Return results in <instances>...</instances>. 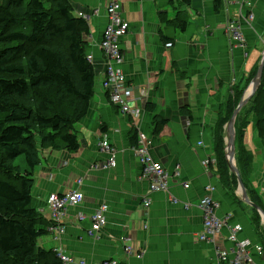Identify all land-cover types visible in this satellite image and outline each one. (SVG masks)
<instances>
[{
	"label": "crops",
	"instance_id": "obj_1",
	"mask_svg": "<svg viewBox=\"0 0 264 264\" xmlns=\"http://www.w3.org/2000/svg\"><path fill=\"white\" fill-rule=\"evenodd\" d=\"M110 1L70 0L74 16H87L83 18L89 28L86 55L96 71L94 95L86 117L75 126L78 150L40 151L32 177V198L33 206L48 222L51 194L76 190L83 201L67 207L64 234L57 237L48 232L37 246L45 250L63 247L66 255L86 264L109 259L120 264H215V248L232 249L228 237L231 229L239 226V241L247 239L262 247L264 237L260 238L252 222L251 209H255L242 200L237 176L229 169V121L224 125L226 180L219 175L212 141L218 120L224 119L235 103L233 90L242 92L236 108L261 62L264 0H253L251 25L242 18L244 12L240 14L236 0H190L187 5L182 0H117L121 17L128 23L120 47L124 54L121 69L133 91L129 105L142 112L140 132L151 141L154 161L168 171L180 167V176L169 180L168 192L155 193H149L148 181L139 178L141 166L131 151L136 144L133 120L108 100L102 87L104 54L99 44L108 24ZM232 21L240 22L245 41L242 48L231 46L225 33L226 24ZM181 23L186 24L184 31H180ZM254 95L237 114L240 127H244L242 146L250 155L249 166L236 168L243 187L257 200L254 205L264 212V135L258 132L257 112L248 105ZM259 106L258 112L263 101ZM184 108L188 115L183 114ZM157 118L163 123L156 134ZM104 136L115 151V167L98 170L93 167L109 159L98 147ZM210 157L214 163L204 167L202 162ZM183 183H188V188ZM207 187L213 192L208 193ZM146 196L151 203L145 209ZM208 196L218 204L214 214L223 225L213 242H200L203 212L198 205ZM103 203L107 206L105 223L99 231L91 232L90 218ZM255 211L264 232V222ZM80 215L83 218L79 220ZM127 237L128 244L124 242ZM128 245L135 251L144 249V255L140 259L127 255L123 247ZM248 252L253 264H264V249L262 255L255 247H249Z\"/></svg>",
	"mask_w": 264,
	"mask_h": 264
},
{
	"label": "trees",
	"instance_id": "obj_2",
	"mask_svg": "<svg viewBox=\"0 0 264 264\" xmlns=\"http://www.w3.org/2000/svg\"><path fill=\"white\" fill-rule=\"evenodd\" d=\"M182 2L187 5L190 0ZM185 26L181 23L180 31ZM88 33L87 22L73 15L70 0L0 2V264H59L56 253L37 246L51 223L33 206L32 177L41 150L73 153L79 148L75 126L88 113L96 78L86 55ZM241 95L233 90L235 103L218 120L212 141L223 180L228 177L224 125ZM261 101L264 70L261 85L248 104L257 112L258 132L263 136L264 107L258 112ZM183 114H189L187 108ZM239 116L234 123V159L241 170L249 166L250 155L242 146L244 127L238 123ZM162 123L156 119V134ZM134 139L137 142L136 134ZM19 158L24 160L20 166L16 165ZM248 194L256 204L253 192L248 190ZM251 211L255 230L263 239L260 217Z\"/></svg>",
	"mask_w": 264,
	"mask_h": 264
},
{
	"label": "built area",
	"instance_id": "obj_3",
	"mask_svg": "<svg viewBox=\"0 0 264 264\" xmlns=\"http://www.w3.org/2000/svg\"><path fill=\"white\" fill-rule=\"evenodd\" d=\"M239 6V12L245 22L249 25L252 24L254 20V15L249 11L252 7L253 0H236ZM106 15L108 24L103 33V40L99 44L101 51L104 54V77L102 80V87L106 94L108 95L109 101L118 107L120 112L127 115L133 120L131 124L132 130L136 132L137 142L131 147V151L138 158L139 164L141 166V173L139 178L148 181L150 192L166 191L169 187V180L173 178H178L180 176V167L175 165L172 172H169L160 163H157L152 158L149 145L150 140L148 137L140 132V116L141 110L138 107H132L129 105V101L133 99L132 88L125 81L121 66L124 60V54L122 53L120 42L121 39L128 32V23L121 17V8L117 0H111L109 5L106 7ZM80 17L86 19L87 16L79 14ZM225 33L228 37L230 44L232 43L237 47H244V38L241 31L240 22L232 21L225 26ZM231 44V46H232ZM169 47L170 45H166ZM246 56V54H245ZM134 101V100H133ZM189 123H187L188 125ZM101 151L109 154V159L105 162L98 163L93 168L98 170H108L115 167V151L110 146L106 137L104 136L99 143ZM213 158H208L202 162L204 167H207L211 162L214 163ZM212 163V164H213ZM184 188H188V183H183ZM207 192L212 193L213 188L207 187ZM83 201V195L81 192L76 190L71 191L62 196L53 194L48 199V208L51 212V227L50 230L53 231L58 237L64 234L63 220L65 217L66 209L68 206H76ZM150 198H144L143 207L146 209L150 205ZM218 207V204L212 200L210 196L204 198L198 205V208L203 212V230L199 233V240L211 241L213 242L215 236L219 233L223 222L215 216L214 210ZM106 206L101 204L98 209L91 216V232L99 231L100 228L105 223L104 211ZM79 220L83 218L80 215ZM240 227H234L231 229L228 241L232 243L233 247L230 250H225L221 248H215V264H252V259L249 255L248 249L250 243L247 241H239L237 239V233L240 231ZM128 244L129 238L124 240ZM261 246L255 247V251L262 255V251L259 248ZM59 264H75L74 259L60 249L54 250ZM124 252L128 255L134 252V249L129 245L124 248ZM78 264H86L83 260L78 262ZM97 264H120L118 261L114 260H104Z\"/></svg>",
	"mask_w": 264,
	"mask_h": 264
},
{
	"label": "water",
	"instance_id": "obj_4",
	"mask_svg": "<svg viewBox=\"0 0 264 264\" xmlns=\"http://www.w3.org/2000/svg\"><path fill=\"white\" fill-rule=\"evenodd\" d=\"M263 70H264V53H263V56L261 58V62L258 66L257 72H256L254 78L252 79L251 83H250V86L246 90L245 95L240 100L238 106L233 111V114H232L229 122L226 125V135H227V137H226V149H227V160H228V164H229V169L238 178L240 190L242 193L241 194L242 200L244 201V203H246L250 207H253L255 210H257L261 215L262 221L264 222V212L260 207L254 205L250 202V200L247 196V193H246V191H245V189H244V187H243V185L239 179V172L236 168L235 160H234V152H235V148H234V142H235L234 122L236 120V116H237L238 112L240 111V109L251 99V97L256 93V91L260 87Z\"/></svg>",
	"mask_w": 264,
	"mask_h": 264
},
{
	"label": "rangeland",
	"instance_id": "obj_5",
	"mask_svg": "<svg viewBox=\"0 0 264 264\" xmlns=\"http://www.w3.org/2000/svg\"><path fill=\"white\" fill-rule=\"evenodd\" d=\"M0 2H3V0H0ZM251 9V8H250ZM249 9V10H250ZM240 15V14H239ZM251 29V28H250ZM253 30V29H252ZM243 38H244V36H243ZM234 148H235V142H234ZM20 163H24V160H23V158H19L17 161H16V165H19L20 166ZM114 168V167H113ZM168 170V169H167ZM173 171V170H172ZM172 171H169V172H172ZM239 179H240V175H239ZM237 180H238V178H237ZM240 181H241V179H240ZM168 189H169V187H168ZM168 189L166 190V191H159V192H168ZM149 193H155V192H150L149 191ZM149 197V196H148ZM150 203H151V201H150ZM104 204V203H103ZM105 205V204H104ZM106 206V205H105ZM148 208V207H147ZM184 209H186L185 207H184ZM107 211V206H106V210L104 211V215H105V212ZM104 218H105V216H104ZM243 241H247V242H249L250 243V245L251 246H249V247H257L258 245H253V244H251V242L249 241V240H247V239H243Z\"/></svg>",
	"mask_w": 264,
	"mask_h": 264
},
{
	"label": "bare ground",
	"instance_id": "obj_6",
	"mask_svg": "<svg viewBox=\"0 0 264 264\" xmlns=\"http://www.w3.org/2000/svg\"><path fill=\"white\" fill-rule=\"evenodd\" d=\"M99 148H101L99 145H98ZM64 195V194H63ZM147 198H149L148 196H146ZM47 205H48V199H47ZM125 247H123V250H124ZM261 249V251H263V247H259ZM145 253V250L144 249H139L137 251L134 250L133 253L131 254H128V255H134L136 258L140 259ZM218 258H216L217 260ZM253 264V263H252Z\"/></svg>",
	"mask_w": 264,
	"mask_h": 264
}]
</instances>
